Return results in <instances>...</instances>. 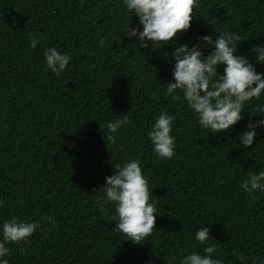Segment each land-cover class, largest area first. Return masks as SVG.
Segmentation results:
<instances>
[{"label": "trees", "instance_id": "obj_1", "mask_svg": "<svg viewBox=\"0 0 264 264\" xmlns=\"http://www.w3.org/2000/svg\"><path fill=\"white\" fill-rule=\"evenodd\" d=\"M197 2L178 43H196L215 27L240 34L237 47L245 54L264 43V0ZM128 22L121 0H0V223L12 216L39 221L27 242L6 245L5 258L9 264H167L175 256L179 264L188 252L202 251L194 233L207 224L213 255L225 264L264 257V193L251 200L240 188L248 172L264 170V129L248 148L235 139L247 115L231 130L208 135L182 98L164 94L172 79L164 52L173 45L140 50L123 38ZM137 26L133 15L130 27ZM51 46L71 56L60 76L45 66L42 48ZM255 66L264 72V63ZM162 110L174 116L171 159H158L147 136ZM124 115L129 123L108 147L102 128ZM128 158L140 161L157 201L155 227L141 243L112 231L111 206L105 214L96 207L113 163Z\"/></svg>", "mask_w": 264, "mask_h": 264}, {"label": "clouds", "instance_id": "obj_2", "mask_svg": "<svg viewBox=\"0 0 264 264\" xmlns=\"http://www.w3.org/2000/svg\"><path fill=\"white\" fill-rule=\"evenodd\" d=\"M129 22L122 27L123 38L127 37L139 49H159L172 44L164 56L172 63V79L164 83L165 96L173 100L182 98L201 129L208 135H217L231 130L245 115L248 119L235 138L239 146L248 148L254 143L258 129H264V72L257 71L255 64L264 63V43L253 45L245 54L238 50L241 40L235 31H219L196 37L197 42L178 43L180 35L191 26L197 0H121ZM138 19L137 27H130L131 18ZM219 33L216 35L215 33ZM38 40L29 38V47L35 49ZM104 39L98 46H104ZM207 49V51H205ZM45 66L60 76L69 65L71 56L55 46L42 48ZM220 66L222 71H220ZM179 93V95L177 94ZM174 116L167 111L154 115L147 136L152 152L158 159H171L175 155V136L172 134ZM127 115L109 120L102 128L108 147L118 138L122 126H127ZM114 172L105 177L99 190L96 207L101 214L111 206L110 221H115L112 231L121 233L135 243L150 237L155 227L157 201L150 199L148 180L140 161L128 158L123 163H113ZM240 188L249 199L255 200L256 193H264V170L248 172ZM96 191V190H94ZM153 191V190H152ZM55 224L52 216L44 218ZM39 227V221H26L12 216L0 223V264H9L5 257L9 243L27 242ZM195 241L204 245L202 251H190L179 258V264H225L217 258L216 245L208 243L211 238L208 224L194 233ZM218 255V254H217ZM239 260H247L237 255ZM172 256L167 264H176ZM148 264H151L149 260ZM251 264H264V257H252Z\"/></svg>", "mask_w": 264, "mask_h": 264}]
</instances>
